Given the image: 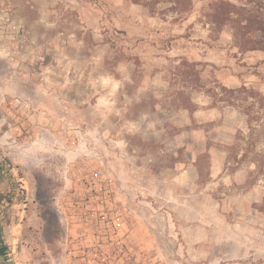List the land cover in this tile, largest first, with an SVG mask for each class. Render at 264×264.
Wrapping results in <instances>:
<instances>
[{
	"label": "rangeland",
	"instance_id": "1",
	"mask_svg": "<svg viewBox=\"0 0 264 264\" xmlns=\"http://www.w3.org/2000/svg\"><path fill=\"white\" fill-rule=\"evenodd\" d=\"M220 1L0 0L8 264H264V0Z\"/></svg>",
	"mask_w": 264,
	"mask_h": 264
},
{
	"label": "trees",
	"instance_id": "2",
	"mask_svg": "<svg viewBox=\"0 0 264 264\" xmlns=\"http://www.w3.org/2000/svg\"><path fill=\"white\" fill-rule=\"evenodd\" d=\"M220 2H221V5L224 7L222 0ZM226 5L234 7V5L230 4L229 2H226ZM239 9H243V8L237 7V10ZM262 14H264V12ZM237 15H239V13H237ZM226 17L231 18L229 14H227ZM263 21L264 19H261L260 21H258L257 29L253 30V31H258L260 36L264 35ZM180 71L181 73L185 72L183 70H180ZM10 196H11V191L6 192V193L0 192V207L1 208H4L6 206V202H9ZM0 216H1V213H0ZM6 254H7V244L3 240V237H2V226H1V217H0V264H8V262L6 261Z\"/></svg>",
	"mask_w": 264,
	"mask_h": 264
}]
</instances>
